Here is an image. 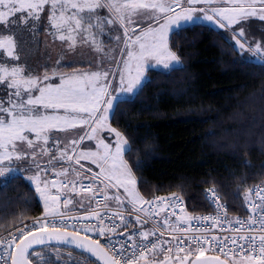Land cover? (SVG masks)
<instances>
[{
	"label": "snow or ice",
	"instance_id": "1",
	"mask_svg": "<svg viewBox=\"0 0 264 264\" xmlns=\"http://www.w3.org/2000/svg\"><path fill=\"white\" fill-rule=\"evenodd\" d=\"M235 4L237 0H232ZM214 0H0V24H3L8 31L0 32V49L7 52L12 59H19L17 53V41L15 31L11 25L18 24L19 21L28 23L29 19H39V12L44 9L45 5L51 6V14L49 19L52 23V28L57 30V38L60 40L71 39L73 44L74 38L70 35H65V32H84L91 36L93 43H96V36L103 35L106 28L115 30V24L119 22L120 27L124 29L125 39L122 41L124 48L120 50L122 59L117 63H122L123 67L119 71V86L114 91H109L112 88V82L108 80V71H96L86 74H73L71 76L61 75L58 85L48 84L42 85L39 76L24 75V68L16 66L0 65V84L6 85L7 89L14 91L8 92L7 106L3 98H0V185H5L12 179L17 178L16 173L19 171L15 167V161L25 160L29 153L24 151L23 142H27V147L33 149L31 157L33 161L36 159V151L38 145L30 139L25 133H33L36 141H43L44 145L49 142V136L46 135L51 130L66 132L69 129H75L82 125H91V132L87 133V139H96L97 133L102 129H107L115 136V142L106 143L103 139H98L96 151L80 150L78 155H75L76 146L84 139V135L74 138L66 137L64 149L60 156H53L49 163L54 160L66 158L68 161L75 159L77 164L81 160H88L95 164L100 169L99 173L93 172V177L100 183L107 181L105 188H123L128 202L133 205V211L144 212L143 207L137 208V205L151 203L144 201L140 193L136 189L137 180L133 175V169L125 160V156L133 151L129 141L119 131L111 128L107 120L110 114H114L120 102H131L139 95L145 86V65L151 59L155 60L157 65L163 64V67L171 68V61H177L178 57L169 48V41L172 35L179 36V33L185 30V27L204 26L207 21L221 28H231L234 24H240L242 21H247L249 18H258L264 21V0H248L247 3H239L235 7H208L197 8L195 5L205 4L211 6ZM106 8L109 12L108 17H103L99 13V9ZM75 11H70V10ZM177 9L179 11H177ZM18 19H10L15 17L17 13H25ZM145 12L149 13V18L155 19L158 27L149 28L140 34L131 38L128 33L131 26L134 24V16H142ZM203 13V16L195 15ZM70 13V14H69ZM163 14V15H159ZM161 20L163 22H161ZM90 30H98L92 31ZM111 31L108 32L111 35ZM244 27L242 26L238 32L233 31V39L239 48L244 51H250L257 57V62L260 67L264 68V43L257 42L254 46L247 42L245 37ZM88 39V35L84 36ZM117 42L120 37L116 36ZM97 51H102V48H97ZM126 54V58H123ZM115 59V57H113ZM50 79L45 75L43 80ZM39 94L36 95L35 93ZM115 93V94H114ZM121 94H129L126 101H121ZM44 109H63L65 113L87 114L85 116H56L41 114L39 108ZM21 142V143H17ZM68 144L73 146L72 153L68 151ZM42 154H47V149H42ZM39 167V165H37ZM139 169V165L136 166ZM76 171V169H72ZM60 175L67 177L69 170L64 169ZM77 175L79 173L77 172ZM36 184V192L44 202V220H37L33 225H24L17 229L19 236L12 234L10 240H0V247L6 244L12 251L5 250V254L0 256V260L4 264H35L32 257H38L41 260L44 257L40 252L33 249V245H45L52 241L58 244L74 246L84 253H89L96 257L103 264H170L173 260L171 253L173 248L169 247L166 250L160 248L163 242H151L145 244H132L129 247L132 249L127 255H123L125 249L121 247L119 250L115 248H107L102 246L99 240L91 239L87 235H80V230L75 225H57L54 222H49L48 217L55 218L63 216L61 212V203L64 208H67L72 200L52 194L49 190L47 181H42L37 172L31 177ZM53 187H57V192L61 188H69L79 194L80 191L92 193L93 200L96 194L104 192V189L97 187L93 192V185L89 184L82 188H77L76 183L61 182L57 186L55 181ZM253 194V190L249 189L246 193V199ZM214 202L220 208L219 197L215 191H212ZM255 195L260 196L261 203L255 205L260 208L264 205V189L257 188ZM103 199L107 201L109 196L105 194ZM117 203L121 201L119 195L112 197ZM99 203L98 200H95ZM179 202V197L176 201H172V205L176 206ZM107 208L108 206L105 205ZM181 212L184 209L181 207ZM186 215V214H185ZM95 225H84V231L89 228L98 231L100 236H104L105 232H115V225L105 226L103 217H100L98 212L91 210L89 215L80 217L83 220H97ZM123 222V216H120ZM136 219L139 221L140 217ZM192 219V217H187ZM205 220H218L219 217H204ZM177 221L183 222L181 216H177ZM148 221H144L147 223ZM243 227L245 223L258 225V231L264 233V210L259 213V220L249 219L247 222L235 221ZM166 227L169 225L168 219L164 218ZM69 227L71 231H69ZM173 231H181L179 228H173ZM240 229H237L239 231ZM122 234V233H121ZM164 233L161 232V235ZM154 235V231H144L139 233L140 239L148 241L149 237ZM129 240L133 236H128ZM175 239V238H174ZM216 238L213 237V240ZM240 240H246L249 245V253L240 256L239 260H232V264H264V234L252 235L250 237L240 236ZM257 239L259 243L257 244ZM197 244V248L193 251L190 247H180L184 241H178L175 247L177 255L174 257L175 264H187L190 257L195 256V261L192 264H226L219 256L207 258L204 256V249L200 247L203 242L199 237L192 238ZM232 243H236L232 240ZM31 250V251H30ZM221 252H225L223 244H221ZM56 253L57 261L60 260L61 250L59 248L52 249ZM166 251L163 260L157 258L160 252ZM198 252V255L196 254ZM119 253V254H118ZM179 253H184L180 256ZM73 253L68 250V257L64 264H73Z\"/></svg>",
	"mask_w": 264,
	"mask_h": 264
},
{
	"label": "trees",
	"instance_id": "2",
	"mask_svg": "<svg viewBox=\"0 0 264 264\" xmlns=\"http://www.w3.org/2000/svg\"><path fill=\"white\" fill-rule=\"evenodd\" d=\"M29 22L23 25L26 42L40 44L44 30ZM169 48L178 65L150 70L139 95L120 102L109 120L133 149L125 160L138 192L147 200L176 194L190 211L201 212L208 207L204 194L212 189L229 213L243 214L246 193L264 182V68L207 25L186 26L170 37ZM16 177L0 185V235L42 211L32 185ZM68 250L73 264H85L83 253L55 245L35 249L44 259L32 260L64 264Z\"/></svg>",
	"mask_w": 264,
	"mask_h": 264
},
{
	"label": "rangeland",
	"instance_id": "3",
	"mask_svg": "<svg viewBox=\"0 0 264 264\" xmlns=\"http://www.w3.org/2000/svg\"><path fill=\"white\" fill-rule=\"evenodd\" d=\"M82 2V0H81ZM248 0H237V3H233L232 0H214V3L209 6L205 4L195 5L197 8H208V7H235L239 6V3H247ZM70 11H75L70 10ZM100 15L103 17H108L109 12L106 8L98 10ZM177 11H179L177 9ZM51 14V6L45 5L44 9L39 12V19H29L31 26L39 25L38 27H42L44 30V36L42 37V42L38 44V41H31L30 44H27V31L24 33L23 28L25 23L23 21L18 20V24L11 25V28L15 29V34L18 33L20 36L19 47L16 49L19 54V59H12L8 56L7 52L3 49H0V65L7 66H16L19 65L24 68V75H32L39 76L41 78L42 85H58L60 83L61 75L71 76L73 74H86L92 73L96 71H108L109 76L108 80L112 82L113 87L109 88V91H114L115 88L119 86V71L123 67L122 63H117L122 59L120 50L124 48L123 40L125 39L124 29L120 27L119 22L115 24V30L111 31V29L106 28V31L103 35L96 36V43L94 44L91 36L84 32H65V35H70L74 38L75 43L73 44L71 39L60 40L57 38L58 33L57 30L52 28V23L49 19ZM70 14V13H69ZM21 15H28L25 13H17L15 17H10V19H18ZM163 15V14H159ZM195 15L203 16V13H196ZM150 14L145 12L142 16H134V24L129 29L128 35L131 38H135V35L142 33L143 31H147L150 27L155 28L158 27L155 19L149 18ZM36 22V24H34ZM161 22H163L161 20ZM28 24V23H27ZM204 25L209 27L218 29L233 45L238 49L241 56L244 58H250L257 60V57L253 55L250 51H244L239 48V45L236 44V41L233 39V31H237L243 26L245 31V37L241 39H246L248 43L253 46L257 42L264 43V21H260L258 18H249L247 21H242L240 24H234L231 28H221L217 25H213L207 21L204 22ZM8 29L5 28L3 24H0V32H7ZM98 31V30H90ZM111 31V35L108 32ZM88 35V39L85 40L84 36ZM116 36L120 37L121 42H117L115 39ZM17 41V40H16ZM38 45H40V51H38ZM97 48H102V51H97ZM39 52V53H38ZM43 57H40L42 55ZM40 57V58H39ZM115 57V59H113ZM123 58H126V54ZM39 60V62H38ZM172 67L178 65L179 61H171ZM171 67V68H172ZM170 69V68H168ZM163 67V64L157 65L155 60L149 59L145 65V81L147 80V75L150 70H168ZM47 75L50 77L48 80H43V77ZM14 91L13 89H7L6 85L0 84V98L4 99L5 106H7V95L8 92ZM36 95L39 93L36 92ZM115 94V93H114ZM129 94H121L122 98H127ZM39 112L41 114L47 115H56V116H85L87 114H76V113H65L63 109H44L43 107L39 108ZM111 114L107 120L108 125ZM111 127V126H110ZM112 128V127H111ZM91 132V125H82L75 129H69L66 132H60L57 130H51L46 135L49 136V142L47 145L43 144V141H36L35 135L33 133H25L30 139H32L37 145L36 151V159L33 161L31 157V153L34 151L33 149H29L27 147V142H23L24 151L29 153L25 160L15 161L14 165L19 169L16 175H21L26 181H28L33 189L36 192V184L33 182L31 177H33L37 172L41 177L42 181H47L49 184V190L52 194L62 196V192L66 190H71L69 188H61L60 192H57V187H53L52 183L55 181L57 186H60L61 182H72L81 183V182H89L93 185L94 188H102L104 192H101L103 195L107 194L109 196V203L116 206H124L127 208H133V205L128 202L126 195L124 194L123 188H105L107 181L104 183H100L95 180L93 177V172L99 173L100 169L96 167L95 164H92L88 160H81L79 164L75 162V159L72 161H68L66 158L58 159L49 163L51 157L56 156L59 157L61 151L64 149L66 143V137L72 136L74 138H78L80 135H84L85 139L76 146L75 155H78L80 150L83 149L85 151L97 150L98 139H103L106 143L115 142V136L113 133L107 131V129H102L97 133L96 139H87V133ZM18 144L21 142H17ZM73 146L68 144V151L70 154L72 153ZM42 149H47V154H42ZM39 165V167H37ZM64 169H68L69 173L74 176L73 178L67 176L60 175ZM72 169H76V171H72ZM72 171V172H71ZM77 172L79 175H77ZM76 176V177H75ZM137 189V185H136ZM138 191V189H137ZM36 195L41 201L43 206L44 213V202L41 200L39 194L36 192ZM76 195V194H75ZM119 195L121 197V201L119 203L116 200L112 199V197ZM73 197L72 195H70ZM141 196V195H140ZM75 197V196H74ZM144 201H149L147 199H143ZM40 203V205H41ZM145 205H137L136 207H144ZM42 208V207H41ZM63 210L61 206V211ZM45 214V213H44ZM29 220V219H28ZM27 220L23 221L26 222ZM6 230L12 231V234H17V229L20 224ZM3 232V233H6ZM2 233V234H3ZM177 254H174V257ZM180 255V254H179ZM183 256V255H180ZM174 257L173 260L174 261ZM163 260L164 258H159ZM239 260L237 258H230L228 262L232 264V260ZM175 262V261H174Z\"/></svg>",
	"mask_w": 264,
	"mask_h": 264
},
{
	"label": "built area",
	"instance_id": "4",
	"mask_svg": "<svg viewBox=\"0 0 264 264\" xmlns=\"http://www.w3.org/2000/svg\"><path fill=\"white\" fill-rule=\"evenodd\" d=\"M89 184V182L76 183V187L79 189ZM258 187L264 189V182L250 187V189L253 190V194L248 196L245 204V212L243 214L229 213L227 205L216 194L219 197V204L221 205V207L218 208L217 203L214 202L215 197L212 195V189H207L204 194V200L208 207L206 211L201 212L190 211L184 200L176 194L155 196L149 201L151 203H146L143 207L146 211L139 212L133 211V208L117 207L108 204L107 201L103 199L104 195L101 192L96 194L95 200L99 201V203H96L95 200H93L92 193L80 191L79 194H77L69 189L68 192H66V190L62 192L61 200L65 198L71 199L69 195H84L87 197V205L77 209H69L68 207L70 204L67 208H64L61 203L63 208L61 212L65 213V215L55 218L48 217L47 219L50 223L54 222L57 225H75V227L80 230V234L87 235L91 239L99 240L101 245L105 246L106 249L115 248L119 250L123 247L125 249L123 255H127L132 251L129 245L161 241L163 243L160 244V248L166 250L172 247L173 252L171 255H174L176 253L175 247L181 239L184 243L179 245L180 247H190L195 251L197 244L193 242L192 238L199 237L203 241L200 247L205 250L204 255H214L224 259H239L240 256L249 253L248 242L246 240H240L239 237H250L252 235H257L258 237L260 234H264L258 231V225L245 223L242 227L241 224L235 223L238 219L244 222H247L249 219L259 220V213L264 210V205H261L260 208L255 207V205L261 203L260 196L255 195V190ZM95 191L96 188L93 187V192ZM177 197H179V202L176 206H173L171 202L176 201ZM105 205L108 207L106 208ZM181 207L184 209V212L180 211ZM91 210L98 212L100 217H103V222L106 227L115 225V232H105L104 236H100L98 231L92 228H89V230L85 232L84 225H95L99 219V217L97 220L80 219V217L89 215ZM121 215L124 218L123 222L120 219ZM137 216L140 217L139 221L136 219ZM177 216H181L183 222L177 221ZM187 217H192V219L189 220ZM204 217H219V219L205 220ZM164 218L168 219L171 227L165 226ZM44 219L45 214L40 213L38 216L20 224L18 229L24 225L31 226L35 221ZM144 221L148 222L144 223ZM173 228H179L181 231H173ZM237 229L240 230L237 231ZM69 230H71L70 227ZM144 231H154V235L150 236L148 241H143L140 239L139 233ZM161 232L164 234L161 235ZM16 235L19 236V232H17ZM129 235L133 236L132 240L128 239ZM213 237L216 239L213 240ZM10 239H12V231L0 235V240L6 241ZM232 240H235L236 243H232ZM258 243L259 240L257 239V244ZM221 244H223L225 252L228 254L227 256H225L224 252L219 250ZM6 249L8 252L12 250L5 244L4 247H0V256L5 254ZM166 254V251H164L160 252L158 256H165ZM179 254L184 255V253ZM196 254L198 255V252ZM0 264H4V261L0 260Z\"/></svg>",
	"mask_w": 264,
	"mask_h": 264
},
{
	"label": "water",
	"instance_id": "5",
	"mask_svg": "<svg viewBox=\"0 0 264 264\" xmlns=\"http://www.w3.org/2000/svg\"><path fill=\"white\" fill-rule=\"evenodd\" d=\"M51 245H53V246H54V245H55V246H63V247H67V248H70V249L76 250V251H78V252H80V253H83L84 255H86L87 257H89L90 259H92V260H93L94 262H96L97 264H103L102 261L97 260L96 257L91 256V254H89V253H84V252H82L80 249L75 248L74 246L58 244V243H56L55 241H52V242L47 243V244H45V245H39V244H37V245H33V249H32V250H35V249L40 248V247L51 246ZM30 251H31V250H30ZM204 256L207 257V258H211V257H213V256H211V255H204ZM222 260H224V259H222ZM192 261H195V257H194V258H191V259L188 261V264H192ZM225 261H226V260H225ZM10 264H11V262H10ZM226 264H229V262L226 261Z\"/></svg>",
	"mask_w": 264,
	"mask_h": 264
},
{
	"label": "flooded vegetation",
	"instance_id": "6",
	"mask_svg": "<svg viewBox=\"0 0 264 264\" xmlns=\"http://www.w3.org/2000/svg\"><path fill=\"white\" fill-rule=\"evenodd\" d=\"M157 258L159 259V258H162V257H157ZM88 259H90V258L88 257ZM88 259H85V258L83 259L84 262H85V264H97L92 259H90V260H88ZM170 264H175V262L174 261H171ZM187 264H188V262H187Z\"/></svg>",
	"mask_w": 264,
	"mask_h": 264
},
{
	"label": "crops",
	"instance_id": "7",
	"mask_svg": "<svg viewBox=\"0 0 264 264\" xmlns=\"http://www.w3.org/2000/svg\"><path fill=\"white\" fill-rule=\"evenodd\" d=\"M72 172V171H71ZM69 177H71V178H73L74 176H72L70 173H69V175H68ZM76 177V176H75ZM80 199H79V203L78 204H80ZM40 203H41V201H40ZM110 205H111V203H110ZM116 206V205H115ZM41 207H42V211H43V206H42V203H41Z\"/></svg>",
	"mask_w": 264,
	"mask_h": 264
}]
</instances>
